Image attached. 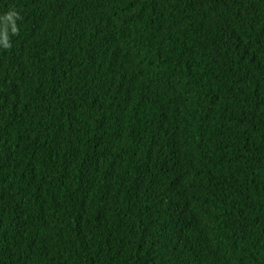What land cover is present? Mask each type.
<instances>
[{"label": "trees", "instance_id": "obj_1", "mask_svg": "<svg viewBox=\"0 0 264 264\" xmlns=\"http://www.w3.org/2000/svg\"><path fill=\"white\" fill-rule=\"evenodd\" d=\"M3 36L0 264H264V0H0Z\"/></svg>", "mask_w": 264, "mask_h": 264}, {"label": "clouds", "instance_id": "obj_2", "mask_svg": "<svg viewBox=\"0 0 264 264\" xmlns=\"http://www.w3.org/2000/svg\"><path fill=\"white\" fill-rule=\"evenodd\" d=\"M12 31L15 32L16 29L13 28ZM0 42L3 43V46H4L5 48L9 47V43H8V38H7V36H3V37H2V40H0Z\"/></svg>", "mask_w": 264, "mask_h": 264}]
</instances>
